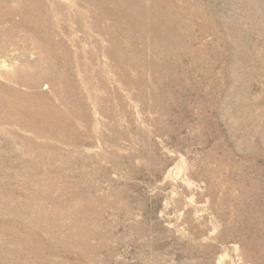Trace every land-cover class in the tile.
<instances>
[{
    "label": "rangeland",
    "instance_id": "rangeland-1",
    "mask_svg": "<svg viewBox=\"0 0 264 264\" xmlns=\"http://www.w3.org/2000/svg\"><path fill=\"white\" fill-rule=\"evenodd\" d=\"M0 264H264V0H0Z\"/></svg>",
    "mask_w": 264,
    "mask_h": 264
}]
</instances>
